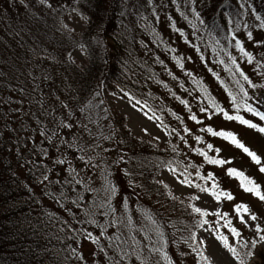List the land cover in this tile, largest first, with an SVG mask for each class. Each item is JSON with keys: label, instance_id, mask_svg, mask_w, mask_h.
I'll return each instance as SVG.
<instances>
[{"label": "trees", "instance_id": "obj_1", "mask_svg": "<svg viewBox=\"0 0 264 264\" xmlns=\"http://www.w3.org/2000/svg\"><path fill=\"white\" fill-rule=\"evenodd\" d=\"M68 8H79L89 18L80 39L64 30L63 15ZM226 8L237 9L234 0L197 6L205 17L200 46L207 47L205 43L214 35L230 44ZM260 11L264 18V7ZM144 15L148 16V9L140 0H73L71 6L34 16L32 28L22 29L12 41L0 29V129L5 123L8 129L19 126L14 115L17 107L32 114L20 115L25 127H35L36 101L42 99L56 110L57 121L67 117L76 124H88V132L81 133L77 127L61 134L68 139L71 132L81 136L80 147L94 165L85 167L79 151L66 150V158L79 170L84 184L71 189L41 184L27 162L38 159L32 155L33 140L26 141L23 132L19 141L16 133L5 131L0 136V264H169V260L176 264L177 259L179 264H188L191 257L198 264H212L202 261L185 243L191 232L200 229L194 227L196 222L209 223L211 216L193 212L194 204L176 199L157 181L163 169L171 167L183 180L200 187L220 185L216 164L201 155V150L209 149L204 139L209 100L189 70L172 71L170 62L177 54L157 30L139 24ZM79 47L87 55L86 66L72 61ZM121 62H127L131 74ZM113 83L167 132L168 149L139 140L126 118L110 110L103 89ZM225 87L238 99L231 85ZM258 94L264 99V85ZM62 104L69 107L62 108ZM34 138L38 143L39 137L34 134ZM50 152L59 156L55 149ZM66 167H54L51 179L62 181ZM111 185L115 192L109 190ZM49 192H56L57 198L64 192L69 199L57 202ZM90 219L96 224L88 223ZM97 225L103 226L104 251L81 235L89 231L95 238L101 231ZM237 252L245 264L250 261Z\"/></svg>", "mask_w": 264, "mask_h": 264}, {"label": "rangeland", "instance_id": "obj_2", "mask_svg": "<svg viewBox=\"0 0 264 264\" xmlns=\"http://www.w3.org/2000/svg\"><path fill=\"white\" fill-rule=\"evenodd\" d=\"M73 0H49L53 4L49 8L41 4L40 0H0V29L7 40H14L16 34L22 29H31L33 17L53 10L60 6H71ZM77 1V0H76ZM148 9V16H141V26L150 25L157 30L168 42L171 50H175L177 59L170 63L175 74L182 70H189L195 77L196 85L202 89L207 99L208 111L204 124L211 126L214 131L232 132L241 144L254 152L259 157V164L254 161L238 145L232 143L231 138L213 135L205 132L204 139L212 148L204 150L215 160L223 163L216 164L215 173L220 178V185L215 189L218 194L230 193L233 200H228L226 195H221L219 201L211 196V187L206 186L209 191L201 193L200 188L193 182L182 185L183 179L169 168L157 177L160 184L167 185L172 195L178 199L190 202L197 207L208 210L211 220L196 231L198 236L207 238L206 245H200L205 254L209 256L212 264H239V261L223 247V243L216 239L217 234L228 237V242L236 250L245 252L244 242H250L253 238L258 239L255 234V224H260L264 229V201L256 195L245 190L252 187V181L260 185L261 193H264V132L250 128L233 119L228 120L223 112L216 110L217 106L228 112L231 116L240 115L244 119L264 127V121L258 116L248 112L245 104L257 107L264 111V103H258L262 99L258 89L264 85V28L259 27L260 21L256 16L260 15V8L264 7V0H243L250 7L241 9V0H234L236 8H226L227 23L230 28V44L218 36H212L207 40V47L200 46V38L203 36L201 26L205 23L204 13L199 11L197 6L212 3L215 0H140ZM123 4V3H122ZM68 8L63 15L65 22L64 30L80 39L82 33L89 25V18L81 13L80 9ZM192 9L199 13V20L196 19ZM255 10L253 12L252 10ZM30 13L31 15H28ZM202 20L204 23H200ZM6 32V33H4ZM252 33V38L248 37ZM241 42L245 52L251 54V61L244 52L236 46V41ZM262 41V43H256ZM113 44V42H111ZM203 48V49H202ZM180 57V58H179ZM72 61L78 66H86L88 58L82 48H77L72 53ZM183 64V66H182ZM120 66L126 73L131 74L127 62H121ZM186 71V70H185ZM241 72L251 80L255 87H251L240 74ZM229 84L237 92L238 99L232 97L226 89ZM243 89V91L241 90ZM248 95L245 96L244 92ZM103 96L110 110L118 112L126 118L127 126L132 130L134 136L139 140L149 141L161 149H168L170 137L159 123L148 113L132 103L123 93V89L117 84L106 86L103 89ZM147 129L145 132L144 130ZM219 149V151H217ZM236 169L237 173H229L228 169ZM247 178V179H245ZM242 182L244 186L242 187ZM199 197V198H197ZM243 203L248 206L249 211L258 216L256 221H250L249 226L241 225L236 215L234 204ZM228 213L226 217L215 215V212ZM246 218H247V214ZM232 221V226L241 231V236L236 237L227 226V221ZM209 231L212 235L208 236ZM214 242L218 245L221 253L214 249ZM250 246V244H249ZM89 248L94 249L90 242ZM264 248V244L258 245L257 251ZM223 253V255H222ZM247 264H257L258 256L249 257ZM188 264H198L195 257L188 259Z\"/></svg>", "mask_w": 264, "mask_h": 264}, {"label": "snow or ice", "instance_id": "obj_3", "mask_svg": "<svg viewBox=\"0 0 264 264\" xmlns=\"http://www.w3.org/2000/svg\"><path fill=\"white\" fill-rule=\"evenodd\" d=\"M193 2H195V0H193ZM40 3L46 4L49 8H51L53 6V4L49 2V0H40ZM249 7L250 6L248 4H246L245 2H243V0H241V3H240L241 9H245V8H249ZM73 11H75V9H73ZM192 11H193L196 19L199 20V13L196 12L195 9H192ZM252 11L255 12L254 9ZM256 19L258 21H260V24L258 26L261 28H264V18L257 15ZM199 22L201 24L204 23L202 20H200ZM248 37L251 39L252 33H248ZM256 43L259 44V43H262V41H256ZM236 46H237V48L240 49L241 52H244L245 55L248 56L249 61H251V59H252L251 54L245 52V50L242 47L241 42L239 40L236 41ZM240 74L244 77V79L246 81H248V83L251 87H255V84L251 80H249V78L246 75H244L243 72H241ZM241 90L243 91V89H241ZM19 91L21 93H23L25 90L23 88H21ZM244 95L247 96L248 93L245 91ZM257 102L258 103H264V99H258ZM8 103H11V101L9 100ZM20 103H23V99L20 101ZM36 103L39 105V108H38V114L36 115L35 127L31 128V129L25 127V124L19 120L20 115L23 114L25 116H31L32 114L31 113H23L22 109L17 107L14 110V115L18 119L19 126L18 127L14 126L13 128L8 129L7 123H5L4 129H0V136L4 135L5 131H7V133L9 135H11L12 133H16V139H17V141H19L20 140L19 133L23 132L25 134L26 141L27 140H33L32 155L37 156L38 159L37 160H29L27 162L31 163L33 168L37 171L38 183L43 184L44 182H48L49 185L59 184V185H61L62 188L68 187L69 189H71V187L73 185L84 184V179L81 178V174H80L79 170L76 167H74L72 161L68 160L65 156L66 150L75 149L76 151H79L81 153L80 161H82L84 163L85 167H94V165L92 164L87 153L84 151V148L80 147L81 136L76 135L75 132H71V139H68L67 135H62L61 133H64L65 130H72V129L77 128V127L79 128L81 133L88 132V124L83 123V121H81L79 124H76L74 122H71L67 117L57 121L55 118V111H56L55 109H49L48 106L46 105V103H44L42 99H37ZM68 107L69 106L67 104H62V108H68ZM245 107H246L248 112L252 113L255 116H258L260 118V120L264 121V111H260V110H258L257 107H253L252 105H249V104H245ZM216 110L219 112H223V115L228 120L235 119L243 125H247L250 128L258 129L260 132H264V127H260L258 124L253 123L251 120L244 119L240 115L231 116L228 114V112H225L223 109L219 108L218 106H217ZM200 111L206 112L207 109L201 108ZM5 115H7V113H5ZM192 119L195 120L196 117L193 116ZM144 131L146 132L147 129H145ZM185 131H187V129H185ZM207 131L209 133H212L213 135L223 136L225 138H231L232 143L241 147L244 150V152H246L254 161H256L259 164V162H260L259 157L254 152L250 151L247 147H245L243 144H241L239 142V140H237L235 138V135L232 132H225L223 130L217 132V131H214L211 126H209L207 128ZM34 134H35V137H39L38 143H37L36 139L34 138ZM89 135H91L90 132H89ZM196 139L199 140L200 137L197 136ZM91 146L92 145H89V147H91ZM208 148H212V145L209 144ZM50 149H55V151L57 153H59V156L54 157L52 155V153L50 152ZM217 151H219V149H217ZM201 155H203L205 157V159H208L213 164L223 163V161H221V160L210 159L207 156V154L204 153L202 150H201ZM46 161L48 163H50L53 167H49L48 163H46ZM65 164L67 165V167L64 169V171L67 173V175L64 177V179L62 181L59 179H56V180L51 179L50 173L53 171V168L56 166L65 165ZM169 171L175 172V169L169 167ZM260 171L264 172V167H261ZM228 172L230 174L231 173H237V170L230 168V169H228ZM237 174H239V173H237ZM196 175L199 176L200 174L197 172ZM245 179H247V178H245ZM180 183L182 185H188L189 180L185 179V180L181 181ZM248 183H252L253 186L250 188H245V190L256 195L261 201H264V193H261V191L259 190L260 185L255 184L252 181H248ZM241 186L242 187L244 186L243 182H242ZM165 187H167L166 184H165ZM196 187H199V186L197 185ZM215 189H216V185H215V183H213L212 189L210 190L211 196L215 197V199L217 201L220 200L221 195H226L227 199L230 201L234 199L230 193L218 194ZM88 190L91 191V189H88ZM109 190L112 192H115V186L111 185L109 187ZM208 191H209V189L207 187L200 188L201 193L208 192ZM48 195L53 200H57V202L67 201L69 199L68 195L64 192L59 193V198H57L56 192H49ZM197 198H199V197H197ZM71 203L77 204L78 201L72 200ZM62 206H65V205H62ZM234 208H235L236 215H237L241 225L249 226L250 221H256L258 219V216L255 213L250 212L248 206L243 204V203L234 204ZM68 210L71 211V208L69 207ZM192 210H193V212L198 213L201 217L209 214L208 210L202 209L201 207H197V206H193ZM245 214H247V218H246ZM215 215H218L221 217H226L228 215V213H222V212L216 211ZM88 223L96 224V221L94 219H90L88 221ZM113 223L115 224V222H113ZM207 223H208L207 220H199L196 222L194 227L203 228L204 225H206ZM227 226H228L230 232L232 234H234L236 237L241 236V231L238 228L232 226V221H230V220L227 221ZM97 227H100L101 231H100L99 235H97L95 238H93L92 232H89V231H85L81 235H83L85 237V239L92 240L93 243L100 245V251H104L105 246L101 244V239H100L104 235L103 226L97 225ZM255 234L258 236V239L253 238L250 242H244V247L246 249L244 252V257L258 256L259 264H264V248H260L259 251H257L258 245L264 244V229H262L261 225L258 223L255 224ZM211 235H212V233H211V231H209L208 236H211ZM108 239L111 241L113 239V237L109 236ZM115 239L120 240V237L117 236V237H115ZM216 239H218L219 241H221L223 243V247L228 249V251L232 254V256L235 257L236 260L239 261V264H245V259L241 257L240 253L237 252V250L234 246L229 244L227 236L217 234ZM189 241H190V243H189ZM189 241H185V243L188 244V247L190 248L191 252L196 253V255L199 256L202 261L208 262L209 256L206 255L204 251H201L200 248L197 247L198 245H206L208 242L207 238H205L203 236H198L197 233L195 231H193L189 235ZM249 244H250V246H249ZM116 247H120V245L117 244ZM153 250L155 251V249H153ZM75 251L76 250L73 249V254H75ZM124 255L127 256L128 253H124ZM164 258L166 260L169 259L167 252H164ZM80 259H83L82 255H81ZM113 264H116V262L113 261ZM169 264H172L171 260H169ZM176 264H179L178 259L176 261Z\"/></svg>", "mask_w": 264, "mask_h": 264}, {"label": "bare ground", "instance_id": "obj_4", "mask_svg": "<svg viewBox=\"0 0 264 264\" xmlns=\"http://www.w3.org/2000/svg\"><path fill=\"white\" fill-rule=\"evenodd\" d=\"M214 249L216 252L221 253L220 252L221 250L219 249L218 245L215 242H214ZM222 255H223V253H222Z\"/></svg>", "mask_w": 264, "mask_h": 264}]
</instances>
